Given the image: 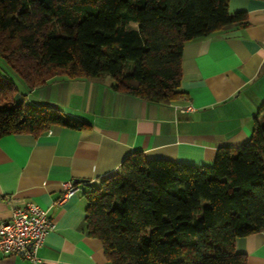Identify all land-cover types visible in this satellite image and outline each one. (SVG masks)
Listing matches in <instances>:
<instances>
[{"label": "trees", "instance_id": "16d2710c", "mask_svg": "<svg viewBox=\"0 0 264 264\" xmlns=\"http://www.w3.org/2000/svg\"><path fill=\"white\" fill-rule=\"evenodd\" d=\"M245 19L228 0H0V57L26 92L61 76L109 75L118 90L170 104L184 95V43ZM6 74L0 137L89 126L25 101ZM258 115L249 140L218 148L211 164L135 151L91 186L86 229L109 264H246L234 241L264 230V99Z\"/></svg>", "mask_w": 264, "mask_h": 264}, {"label": "crops", "instance_id": "0c3cea01", "mask_svg": "<svg viewBox=\"0 0 264 264\" xmlns=\"http://www.w3.org/2000/svg\"><path fill=\"white\" fill-rule=\"evenodd\" d=\"M228 10L245 12V21L184 43V95L173 103L118 90L109 75L61 76L25 92V101L89 125L0 137V221L26 202L46 211L55 227L37 250L42 264H109L101 241L86 229L85 194L118 172L130 153L202 166L212 163L218 148L249 140L264 99V0H228ZM69 180L77 190L62 199ZM234 249L246 255V264H264V230L237 237ZM0 264L32 263L0 253Z\"/></svg>", "mask_w": 264, "mask_h": 264}, {"label": "built area", "instance_id": "2783aa9c", "mask_svg": "<svg viewBox=\"0 0 264 264\" xmlns=\"http://www.w3.org/2000/svg\"><path fill=\"white\" fill-rule=\"evenodd\" d=\"M184 109H189V106L181 108V111ZM62 185V199L77 190L76 183L71 180ZM54 227L55 223L44 209L33 202H26L23 206L14 208L10 218L0 221V253L21 254L32 264H42L37 250Z\"/></svg>", "mask_w": 264, "mask_h": 264}, {"label": "rangeland", "instance_id": "374dc122", "mask_svg": "<svg viewBox=\"0 0 264 264\" xmlns=\"http://www.w3.org/2000/svg\"><path fill=\"white\" fill-rule=\"evenodd\" d=\"M0 71L7 73L6 75L8 76V78H10L11 80H13L16 83V86L19 88L20 92H23V93L26 92V90L22 86L21 81L15 76V74H13L12 72L9 71V69L3 63L1 57H0Z\"/></svg>", "mask_w": 264, "mask_h": 264}]
</instances>
